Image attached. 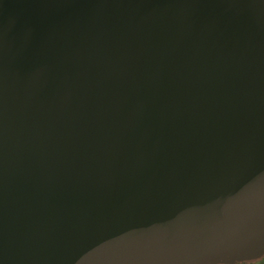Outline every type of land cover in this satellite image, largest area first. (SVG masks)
Here are the masks:
<instances>
[{"label":"water","instance_id":"1","mask_svg":"<svg viewBox=\"0 0 264 264\" xmlns=\"http://www.w3.org/2000/svg\"><path fill=\"white\" fill-rule=\"evenodd\" d=\"M264 259V0H0V264Z\"/></svg>","mask_w":264,"mask_h":264},{"label":"rangeland","instance_id":"2","mask_svg":"<svg viewBox=\"0 0 264 264\" xmlns=\"http://www.w3.org/2000/svg\"><path fill=\"white\" fill-rule=\"evenodd\" d=\"M247 264H264V259H261L259 261L254 262V263H247Z\"/></svg>","mask_w":264,"mask_h":264}]
</instances>
